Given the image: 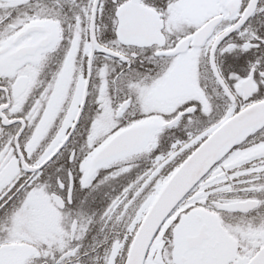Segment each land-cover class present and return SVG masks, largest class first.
Segmentation results:
<instances>
[{
  "label": "snow or ice",
  "instance_id": "6c2138e0",
  "mask_svg": "<svg viewBox=\"0 0 264 264\" xmlns=\"http://www.w3.org/2000/svg\"><path fill=\"white\" fill-rule=\"evenodd\" d=\"M0 264H264V0H0Z\"/></svg>",
  "mask_w": 264,
  "mask_h": 264
}]
</instances>
